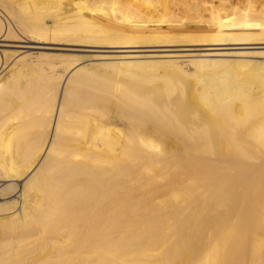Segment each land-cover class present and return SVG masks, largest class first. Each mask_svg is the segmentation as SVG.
<instances>
[{"label":"bare ground","instance_id":"1","mask_svg":"<svg viewBox=\"0 0 264 264\" xmlns=\"http://www.w3.org/2000/svg\"><path fill=\"white\" fill-rule=\"evenodd\" d=\"M261 36L264 0H0V264H264Z\"/></svg>","mask_w":264,"mask_h":264},{"label":"rangeland","instance_id":"2","mask_svg":"<svg viewBox=\"0 0 264 264\" xmlns=\"http://www.w3.org/2000/svg\"><path fill=\"white\" fill-rule=\"evenodd\" d=\"M263 36H261L260 38L261 39H259V37H258V39H257V41L255 40V41H253V42H249L250 44L249 45H240V46H229V47H232V48H239V49H229L230 51H236V52H251V53H249V54H254V53H259V52H264V40H263V38H262ZM0 44H2V43H0ZM3 44H5V45H3V46H8L9 44H10V46L11 45H13V44H16V45H23L24 43H10V42H8V43H3ZM1 48H3V49H11V50H15V51H19V52H26L27 54H29V53H36V52H44V53H51V52H54V51H49V50H40V49H29V48H19V47H17V48H10V47H1ZM184 48L185 49H188V47H186V46H182V45H176V46H164V47H155V48H150V47H142V48H140L141 49V51H143V52H141V53H149V52H146V51H150V50H159V51H161V50H166V51H168V50H170V51H176V50H184ZM66 49V48H65ZM68 50H78V51H65L66 53H69V54H75V55H79V56H93V55H100V54H113V53H107V52H111L112 51V49H103L102 50V48H97V49H93V50H85L86 48H81V47H68L67 48ZM66 49V50H67ZM83 51H82V50ZM193 49H203V47H194ZM85 50V51H84ZM105 50L107 51V52H105ZM88 51V52H87ZM91 51V52H90ZM200 51V50H199ZM255 57H252L253 59H255V60H263V58H259V57H256V55H254ZM28 60L30 59H36V57H29V58H27Z\"/></svg>","mask_w":264,"mask_h":264}]
</instances>
